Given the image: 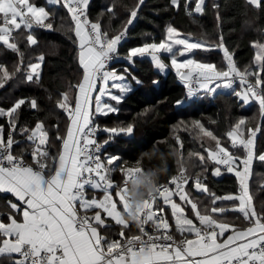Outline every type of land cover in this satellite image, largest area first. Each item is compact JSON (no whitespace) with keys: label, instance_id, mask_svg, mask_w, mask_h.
Masks as SVG:
<instances>
[{"label":"snow or ice","instance_id":"6c2138e0","mask_svg":"<svg viewBox=\"0 0 264 264\" xmlns=\"http://www.w3.org/2000/svg\"><path fill=\"white\" fill-rule=\"evenodd\" d=\"M245 2L264 10V0ZM47 4L70 15L71 23L59 27L77 47L79 76L55 100L56 109L64 114L63 127L38 118L34 123L21 121L25 111H40L35 96H20L9 106H0L4 121L0 123V195L7 198L5 210L0 211V264H264V200L255 202L249 188L254 166L264 167V41L253 42L254 62L241 68L222 31L197 37L166 24L158 40L142 33L139 44L125 48L145 0L132 5L111 0L95 19L90 18L91 0H47ZM211 6L219 24L220 6ZM168 7L191 17L205 14L208 4L169 0ZM120 12L126 18L119 28L111 29L110 21ZM105 14L107 27L101 23ZM53 16L54 12L29 0H0V42L19 56L11 70L0 64V88L17 74L21 82L40 84L44 55L25 64L13 33L23 28L27 44L37 45L35 30L53 29ZM213 55L221 56L219 66L211 60ZM142 58H150L161 73L175 71L185 86L183 97L174 101L178 112L204 98L226 95L235 97L241 108L258 106V116L237 118L221 135L199 119L178 121L172 127L179 146L170 145L176 157L175 174L133 205L130 185L138 175L151 171L144 167V157L150 153L142 152L131 164L119 154H109L104 145L121 135L132 138L136 125L106 126L101 121L121 113L134 84L143 85L130 71ZM153 85L158 88L159 82L154 80ZM181 128L195 130L201 150L185 156ZM98 132L108 136L98 141ZM50 133H54L51 138ZM17 136L24 138L27 149H14L22 143ZM57 143L60 146L52 152ZM26 151L30 162L25 160ZM160 160L158 167L168 168L166 160ZM196 166L199 171L193 170ZM117 170L122 177L119 183L111 176ZM224 174H233L237 191L218 195L208 180ZM92 190H99L102 198L89 195ZM165 206H170L174 232L169 231L173 226L164 215ZM229 214L243 224L228 220ZM133 226L136 233L131 232Z\"/></svg>","mask_w":264,"mask_h":264},{"label":"trees","instance_id":"16d2710c","mask_svg":"<svg viewBox=\"0 0 264 264\" xmlns=\"http://www.w3.org/2000/svg\"><path fill=\"white\" fill-rule=\"evenodd\" d=\"M30 2H35L38 6H45L49 11L54 12V16L50 18L53 20V29L38 28L35 30L37 45L27 44V32L23 28L17 30L15 34V42L25 54V64L30 59L35 62V58L40 54L44 55L45 59L40 69V84L21 82V77L17 74L3 88H0V106H9L12 100L20 96H35L38 98L40 111H25L21 116V121L34 123L38 118L45 120L48 125L52 126H56L59 122V125L63 127L65 123L64 114L56 109L55 100L58 94L67 88L69 82L75 83L79 76L76 59L77 47L68 35H65L64 30L59 27L62 22L71 23L70 15L62 7L48 5L47 0H30ZM110 3L111 0H91L90 18L95 19ZM118 3L132 5L135 0H118ZM206 3L208 7L205 14H195L190 17L183 10L177 11L168 7L169 0H145L139 19L134 22V27L130 28L129 43L125 45V48L139 44L142 33H151L158 40L165 25L172 24L182 34L191 33L197 37L202 33L215 36L217 32L222 31L226 45L235 52L239 66L243 68L245 65L253 63L256 52L253 42L264 41V10L255 9L246 4L245 0H206ZM213 3L220 6L219 24H217L216 13L211 6ZM125 18L126 13L120 12L117 17L110 21L111 29L119 28ZM101 23L105 27L109 25L106 14L102 17ZM18 59L19 56L16 52L0 43V64L6 65L11 70ZM165 59L167 60V57ZM211 60L219 66L221 56L213 55ZM117 67L120 66L117 65ZM130 71L143 81V85L136 86L134 84L133 91L128 94L123 102L122 112L110 114L112 118H104L101 124L114 126L118 123L134 122L136 125L134 135L130 139L121 135L114 141H110L106 149L109 154H119L129 164L134 162L142 152L158 149L156 156L144 157V167H151V171L158 170V166L161 164L159 157L163 155L167 162L168 174L160 180V183L168 182L170 176L175 174L177 170L176 157L171 155L172 148L170 145L179 146L174 139L172 127L178 121L199 119L210 130L221 135L237 118L258 116V106L241 108L235 97L230 98L226 95L216 99L204 98L202 102L193 105L186 111L178 112V106L175 105L174 101L183 97L185 86L176 76L174 70L169 69L166 73H161L151 63L150 58H142ZM154 80L159 82L158 88L154 87ZM49 94H51L52 99H48ZM145 109H150V111L144 112ZM0 123H4V121L0 119ZM53 135L54 133H50V138ZM107 136L108 133L104 134L102 139ZM179 136L183 143L181 150L185 156L189 151L201 150V141L196 138L195 130L184 131L181 128ZM16 138L23 140L20 145H14V149L17 147L28 148V145L23 142L22 136ZM59 146L57 143L51 151L55 152ZM25 160L29 162L31 160L27 151ZM193 170L199 171V167L196 166ZM111 176L116 183L122 179L118 170L111 173ZM208 183L210 189L218 195L237 191V182L233 174H224L220 178L210 176ZM250 193L254 195L255 202L264 200V167L254 166L250 181ZM0 199L5 201L7 198L0 195ZM115 228L118 229V227ZM116 232L113 230V238H116ZM131 232L136 233L137 229L133 226Z\"/></svg>","mask_w":264,"mask_h":264},{"label":"clouds","instance_id":"9594fccd","mask_svg":"<svg viewBox=\"0 0 264 264\" xmlns=\"http://www.w3.org/2000/svg\"><path fill=\"white\" fill-rule=\"evenodd\" d=\"M150 156L157 155L158 151H148ZM164 158L160 155V159ZM168 174L166 166L159 167L156 171H150L137 176L134 184L130 185L129 198L133 205H139L149 195L154 194L157 189V184Z\"/></svg>","mask_w":264,"mask_h":264},{"label":"crops","instance_id":"0c3cea01","mask_svg":"<svg viewBox=\"0 0 264 264\" xmlns=\"http://www.w3.org/2000/svg\"><path fill=\"white\" fill-rule=\"evenodd\" d=\"M29 2H30V0H29ZM255 50H256V49H255ZM164 73H166V72H164ZM218 91H219V89H218ZM216 178H220V177H216ZM250 181H251V178H250V180H249V188H250ZM114 182H115V181H114ZM187 190H188V188H187ZM192 194H193L194 196H195V195H198V193H196L194 190H193ZM250 194H251V193H250ZM89 195H95V196H97L98 198H102V193H101L99 190H92V191L89 192ZM113 198H114V199H118V197H116L115 195L113 196ZM173 199H175L178 203H181V202L179 201V198H176V197L174 196ZM200 199H204V197H203V196H200ZM218 203H219V202H218ZM4 205H5V201H3V200L0 199V206H1L0 210H1V209H2V211L5 210ZM182 206H183V205H182ZM118 209H120V205H118ZM121 210H122V209H121ZM164 214H165V216H166L167 218H169V223L173 226V227L170 228L169 230H172V231L174 232V230H175V228H174V218H171V217H170V206H165V213H164ZM227 219L230 220V221H232V220H235V217L232 216L231 214H229V215L227 216ZM235 222L238 223V224H243V221H242V220H235ZM117 227H118V226H117ZM113 230H116V231H117L116 233H118V230H119V229H116V228L114 227ZM176 235H177V238H179V234L176 233Z\"/></svg>","mask_w":264,"mask_h":264},{"label":"built area","instance_id":"2783aa9c","mask_svg":"<svg viewBox=\"0 0 264 264\" xmlns=\"http://www.w3.org/2000/svg\"><path fill=\"white\" fill-rule=\"evenodd\" d=\"M45 30H49V29H45ZM17 32V31H16ZM16 32H14L13 33V36L15 37V39H16ZM0 43H3V42H0ZM104 134H106V133H101V132H98L97 133V139H98V141H102L103 139H102V136L104 135ZM21 141L23 140V139H20ZM107 147V145H104V148H106ZM103 151V150H102ZM103 158V157H102ZM169 182V181H168ZM168 182H165V183H168ZM163 184V183H162ZM171 186V185H170ZM187 187V186H186ZM154 210H155V205H154ZM158 215H160L161 213H157ZM165 215V214H164Z\"/></svg>","mask_w":264,"mask_h":264},{"label":"rangeland","instance_id":"374dc122","mask_svg":"<svg viewBox=\"0 0 264 264\" xmlns=\"http://www.w3.org/2000/svg\"><path fill=\"white\" fill-rule=\"evenodd\" d=\"M195 162H196V161L194 160L193 163L195 164Z\"/></svg>","mask_w":264,"mask_h":264}]
</instances>
